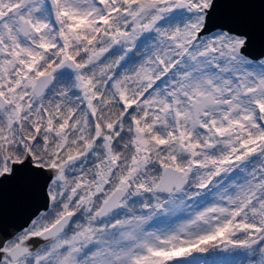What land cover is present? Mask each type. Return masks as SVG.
Returning a JSON list of instances; mask_svg holds the SVG:
<instances>
[{
    "label": "snow or ice",
    "instance_id": "6c2138e0",
    "mask_svg": "<svg viewBox=\"0 0 264 264\" xmlns=\"http://www.w3.org/2000/svg\"><path fill=\"white\" fill-rule=\"evenodd\" d=\"M0 264H264V0H0Z\"/></svg>",
    "mask_w": 264,
    "mask_h": 264
}]
</instances>
